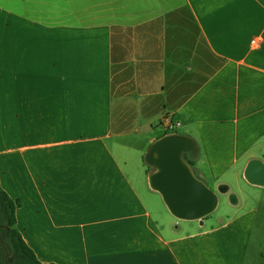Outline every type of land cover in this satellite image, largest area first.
Returning a JSON list of instances; mask_svg holds the SVG:
<instances>
[{"label": "crops", "instance_id": "crops-1", "mask_svg": "<svg viewBox=\"0 0 264 264\" xmlns=\"http://www.w3.org/2000/svg\"><path fill=\"white\" fill-rule=\"evenodd\" d=\"M165 118L211 190L262 188L264 0H0V186L42 264L247 263L255 208L178 220L149 187L169 133L132 136Z\"/></svg>", "mask_w": 264, "mask_h": 264}, {"label": "water", "instance_id": "water-1", "mask_svg": "<svg viewBox=\"0 0 264 264\" xmlns=\"http://www.w3.org/2000/svg\"><path fill=\"white\" fill-rule=\"evenodd\" d=\"M195 141L182 134H167L155 140L144 156L153 169L148 175L149 187L158 192L170 214L178 220L201 221L217 208V195L196 178L184 159L197 158ZM243 177L253 186L264 188V162L251 159Z\"/></svg>", "mask_w": 264, "mask_h": 264}, {"label": "rangeland", "instance_id": "rangeland-1", "mask_svg": "<svg viewBox=\"0 0 264 264\" xmlns=\"http://www.w3.org/2000/svg\"><path fill=\"white\" fill-rule=\"evenodd\" d=\"M11 1L12 0H3V3L10 4ZM149 119L154 120L153 117H149ZM154 125L155 126L152 130L151 128H148V130L147 129L143 130L144 128H141L140 133L137 136L133 135L132 138H135V144L144 147L145 145L144 143L148 138V136H150L149 133L151 131L153 132L154 136H159L164 132V130L162 129L164 128L163 125L159 124L158 122H155ZM165 131L169 134H174V133L179 134L182 132L181 128H177L176 126L172 129H166ZM127 142H129L128 138H127ZM146 152L147 151H145L142 156L143 163ZM144 165L146 169H150V167L146 165V163H144ZM243 180L245 181L244 177ZM226 182L228 183V191L226 193L221 192L219 188L218 190L217 189L213 190L214 193L217 195L218 205L217 208L212 213L211 217L216 219L217 217L224 218L231 215L233 212L231 206L232 204H234L233 201L234 198L236 200L240 199V201L244 202L245 204L244 207L255 208L257 210V213L250 239L246 264H264V189L255 187L259 189H253V193L250 194L246 191L238 190L232 180L226 179Z\"/></svg>", "mask_w": 264, "mask_h": 264}, {"label": "trees", "instance_id": "trees-1", "mask_svg": "<svg viewBox=\"0 0 264 264\" xmlns=\"http://www.w3.org/2000/svg\"><path fill=\"white\" fill-rule=\"evenodd\" d=\"M220 189L226 191L225 186ZM21 205L0 186V264H42L16 227V211Z\"/></svg>", "mask_w": 264, "mask_h": 264}, {"label": "built area", "instance_id": "built-area-1", "mask_svg": "<svg viewBox=\"0 0 264 264\" xmlns=\"http://www.w3.org/2000/svg\"><path fill=\"white\" fill-rule=\"evenodd\" d=\"M251 44H252L254 47H257V46L259 45L258 40H256V39H253V40L251 41ZM162 125H163V127H164L165 130H166V129H172V128H174V127L176 126V124L174 125V124L172 123V121H171L169 118H165V119H163V121H162Z\"/></svg>", "mask_w": 264, "mask_h": 264}]
</instances>
